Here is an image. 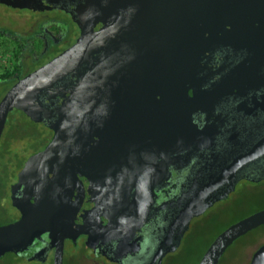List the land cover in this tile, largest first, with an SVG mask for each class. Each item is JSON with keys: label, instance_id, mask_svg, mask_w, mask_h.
<instances>
[{"label": "flooded vegetation", "instance_id": "af4514ba", "mask_svg": "<svg viewBox=\"0 0 264 264\" xmlns=\"http://www.w3.org/2000/svg\"><path fill=\"white\" fill-rule=\"evenodd\" d=\"M47 4L43 10L0 4L8 11L25 13L20 20L27 24L20 30L0 25V40L16 42L12 48L20 54L18 62L14 54L6 56L9 66L5 70H12L16 62L23 68L16 72L13 83L3 84L10 86L2 98L19 80L71 49L83 31L90 29L94 42L87 51L89 58L76 62V70L37 94L41 107L49 112L46 117L37 114L35 121L15 110L22 114L18 120L26 121L28 131H19L14 114L15 131L5 140L3 152L8 161L0 177V226L18 221L30 205L22 200L25 186L18 182L20 174L28 159L51 143L55 136L52 126L71 107L70 100L82 97L64 90L79 88L89 79L93 96L102 98L93 103L91 113L97 117L95 121L102 120L98 115H104L106 121L102 127L94 124L89 129L107 132V150L98 151L97 142L92 141V153L85 136L79 135L83 146L80 144L74 160L63 158V179L44 184L48 190L55 186L68 194L69 207L77 211L71 237L64 241L62 264H167L170 256L188 244L194 224L219 222L215 221L219 216L210 219V212L227 209L234 213L250 206L251 212L232 221L230 227L264 210V14L239 13L241 4L229 8L230 12L222 4L209 13V7L192 0L185 17L178 16L177 1L171 4L169 16L161 14L152 0H47ZM198 18L201 20L194 26L201 37L195 39V56L191 53L179 61L176 55L160 56L163 67L175 65L163 118L154 119L140 133L134 125H114L116 109L122 107L128 113L131 68L125 62L130 61L127 52L145 48L147 35L160 42L156 28L163 27L165 34L167 24L175 33L171 43L177 46L178 26L183 32L184 26L192 27ZM193 48L192 39L185 50ZM104 52L107 61L102 64ZM37 143L36 149H30ZM102 153L106 156L100 157ZM127 209L131 214L120 227L109 229ZM89 226L91 235L78 236ZM85 238L91 242L85 254H66V247L76 249ZM134 242L140 247L138 255L132 261L123 260L121 249L131 250ZM44 246L47 253L40 255L38 250ZM38 250L7 253L0 264H54V250L49 245L41 244Z\"/></svg>", "mask_w": 264, "mask_h": 264}, {"label": "water", "instance_id": "95a60500", "mask_svg": "<svg viewBox=\"0 0 264 264\" xmlns=\"http://www.w3.org/2000/svg\"><path fill=\"white\" fill-rule=\"evenodd\" d=\"M152 1L158 5L163 15H171V4L175 1L178 4V16L185 17L188 15L187 6L190 0ZM192 1L209 7V13H213L215 7L222 4L227 8L226 11L231 7L234 8V5L239 6L241 4L242 10L239 13L243 14L244 11H248L264 14V0ZM0 4L30 10L48 8L47 0H0ZM248 7H251L252 10H248ZM200 20V18L197 21L194 19L192 27L184 26L183 32L178 26L177 46L171 43L175 33L173 35L171 25L167 24L165 34L162 33L163 27L162 29L156 28L159 32L156 39L160 36V42H154V35H147L145 48L141 47L139 50L133 49L127 52L130 55V61L128 63L125 60V62L131 68L128 72L129 91L126 99V112L128 113H125L122 107L116 109L114 125H134L136 127L135 131L140 133V130L144 127L154 124V119L163 118L164 112L168 111L165 102L169 99L175 65L171 64L170 66L168 63L166 67H163L160 56L165 55L164 53L167 56L170 54L176 55L177 61L188 55L191 56V53L194 57L196 53L195 39L201 37V31L196 32L195 29L197 28L194 25ZM94 37L95 35H92L90 29L83 31L71 49L19 80L4 95L0 101V140L11 111H21L25 116L35 121H37V114L41 116V119L48 115L49 112L46 113V110L41 107L37 94L44 92L45 87L49 89L57 80H63L67 76L65 73L76 70L78 68L76 62L89 58L86 55L88 48L93 45ZM192 39L194 48L186 52L187 42H191ZM183 40L184 43H182ZM100 61L102 64L106 63V52L103 53ZM69 85L70 83L65 84L63 87L67 88ZM102 87L105 88L106 84L103 83ZM64 92H72L74 95L82 94V97L79 95V97L75 96L70 100L72 102L71 107L63 110L59 115V121L52 126L55 136L51 143L44 151L33 155L26 162L18 182L25 186L22 200L29 202L30 205L22 210V216L18 221L0 226V259L7 253L23 255L30 251L33 252L35 249L38 250L41 244H46L54 250V264H62L64 241L71 237L70 233L73 232L72 223L77 211L69 207L70 197H68V194L58 192L55 186L48 190L44 187V184L50 181L60 182L63 179L61 175L66 173L63 169V158L65 157L66 161H70V159L74 160L79 156L81 144L79 142L82 140L83 143L84 140L79 135L85 136L86 141L84 142L88 143V149L91 146L92 153L95 149V145L91 144L92 141L97 142L98 147L96 148H99L98 151L107 150V132L104 129L93 131L89 129L94 124L101 127L106 125V121H103L104 115H98V118L102 120L95 121L97 117L91 113L93 103L102 99L93 96L95 90L94 85L91 84V79L79 88L75 87L72 90H64ZM103 92L106 95V89ZM119 102L122 103V99ZM80 103L85 105L81 109L78 106ZM41 110L43 111L40 114ZM95 134L98 136V140H95V136H93ZM105 156L106 154L102 153L100 157ZM49 174H52L51 179ZM32 200L34 201L31 202ZM129 211L130 209L121 211L108 228H118L117 224L120 227V224L131 214V211ZM263 225L264 210L231 225L212 242L199 264H219L225 253L239 238ZM105 229L107 230V228L101 227L100 231ZM81 234L91 235V227L82 228L81 232H78V236ZM98 235L100 237L101 234ZM38 253L45 255L47 253L46 246L38 250ZM250 264H264V244L255 252Z\"/></svg>", "mask_w": 264, "mask_h": 264}, {"label": "rangeland", "instance_id": "374dc122", "mask_svg": "<svg viewBox=\"0 0 264 264\" xmlns=\"http://www.w3.org/2000/svg\"><path fill=\"white\" fill-rule=\"evenodd\" d=\"M0 15L2 17L0 18V25L2 27H9L12 29L20 30L22 26L27 25L25 22H21L20 17L25 16V13L19 12L15 13L12 11H8L4 9L3 7H0ZM26 17V16H25ZM45 57L42 59L44 61ZM6 66H9V61L7 57L0 58V69L4 70ZM9 84L5 85L2 89L0 88V99H2L3 93L9 88ZM22 117V114L19 112L15 113V118L20 119ZM27 123H25V126ZM29 125V124H28ZM8 125H6L4 133L2 135V138L0 140V177L2 176V168L7 163V154L3 153L4 147H5V140L8 137ZM256 206V205H255ZM251 207L245 206L234 213H229L223 209L219 210V212L222 215H218L219 212L217 210L216 213L214 211L209 213V216L212 219L214 216H219L218 219L215 221H219L214 224V226H209V221L204 220L199 225L194 224L192 232L190 234V239L188 241V244L183 246L182 249L177 253L176 255L170 256L169 261L166 262L167 264H197L198 260L200 258V255L205 249V245L207 243H210L211 239L218 235L223 229L228 227L232 221H235L239 217L248 214L251 212ZM226 212V213H225ZM2 214H0V223L2 222ZM209 219V218H208ZM203 223V224H202ZM90 239H84L80 243V247L74 249L71 247H66V254H74L79 255L81 252H84L86 249V246H89ZM264 244V225L250 231L243 237L239 238L232 246L229 248V250L225 253L222 260L219 264H248L250 261V258L252 255L256 252L260 246ZM134 247L131 248V250L127 247L122 248L120 252V257L123 260H130L132 261L136 255H138L140 251V247L138 243H133ZM187 253V254H186ZM9 257H6V259Z\"/></svg>", "mask_w": 264, "mask_h": 264}, {"label": "trees", "instance_id": "16d2710c", "mask_svg": "<svg viewBox=\"0 0 264 264\" xmlns=\"http://www.w3.org/2000/svg\"><path fill=\"white\" fill-rule=\"evenodd\" d=\"M16 39H18V40H20L21 41V39L23 40V42L22 43H24L25 41H24V39L23 38H21V37H17ZM15 43L16 42H14V41H8L7 39H4V38H2L1 40H0V45H1V47H0V58H5L7 55H9V54H14L13 56H14V58H16V61H17V58H19L20 57V54H18V51L17 52H15L14 50H13V45H15ZM21 43V44H22ZM17 44V43H16ZM18 62V61H17ZM17 62H16V65L14 66V68L12 69V70H10V69H6L5 70V68H4V70L2 71V70H0V87L1 86H4L3 84H5V83H13L12 82V80L14 81V78H15V74H16V72H21L22 70H23V68L19 65V63L17 64ZM14 114H15V110H13V111H11V113L9 114V117H8V120H7V125H8V137H6V138H10L13 134H14V131H15V128H13L12 126H13V124L12 123H14L13 122V117H14ZM16 122L14 123V124H16L20 129H19V131L20 132H22L23 134H25L27 131H28V129H26V126L25 127H23L24 125H25V122L26 121H22L21 122V120H15ZM16 126V127H17ZM37 146H38V143L37 144H35V145H33V146H31L30 147V149H32V147L33 148H37ZM4 151V150H3ZM209 226H214V223L213 222H209V224H208ZM229 227V226H228ZM228 227H226L225 229H223L218 235H220L224 230H226ZM218 235H216V236H214L212 239H211V241H210V243H207L206 245H205V249H204V251L202 252V254L200 255V258H199V260H198V263L197 264H199V262L201 261V259H202V257H203V255H204V253L206 252V250L209 248V246L212 244V242L217 238V236ZM81 254H85V251L84 252H81Z\"/></svg>", "mask_w": 264, "mask_h": 264}]
</instances>
